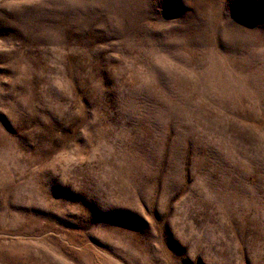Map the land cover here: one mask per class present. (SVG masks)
I'll return each instance as SVG.
<instances>
[{
	"label": "rangeland",
	"instance_id": "374dc122",
	"mask_svg": "<svg viewBox=\"0 0 264 264\" xmlns=\"http://www.w3.org/2000/svg\"><path fill=\"white\" fill-rule=\"evenodd\" d=\"M0 264H264V0H0Z\"/></svg>",
	"mask_w": 264,
	"mask_h": 264
}]
</instances>
